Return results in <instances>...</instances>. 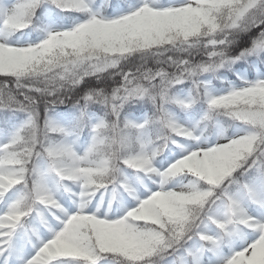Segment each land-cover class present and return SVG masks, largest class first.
<instances>
[{
  "label": "snow or ice",
  "instance_id": "1",
  "mask_svg": "<svg viewBox=\"0 0 264 264\" xmlns=\"http://www.w3.org/2000/svg\"><path fill=\"white\" fill-rule=\"evenodd\" d=\"M0 264H264V0H0Z\"/></svg>",
  "mask_w": 264,
  "mask_h": 264
}]
</instances>
